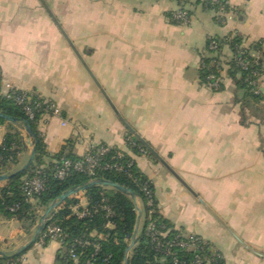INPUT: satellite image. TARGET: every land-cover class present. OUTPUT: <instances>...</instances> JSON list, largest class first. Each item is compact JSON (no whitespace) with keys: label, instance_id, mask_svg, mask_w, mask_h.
I'll use <instances>...</instances> for the list:
<instances>
[{"label":"crops","instance_id":"obj_1","mask_svg":"<svg viewBox=\"0 0 264 264\" xmlns=\"http://www.w3.org/2000/svg\"><path fill=\"white\" fill-rule=\"evenodd\" d=\"M228 2L235 15L219 25L196 0H0V89L60 109L37 124L46 164L63 149L127 153L174 230L203 238L225 264H264V74L257 102L228 72L218 90L201 77L208 40L232 33L264 69V0ZM182 6L186 26L170 20ZM19 131L24 147L5 174L31 161L33 145ZM8 133L0 125V147ZM136 136L150 154L130 150ZM30 204L39 217L32 228L0 212V252L26 250L19 264L61 263L60 245L36 238L48 209Z\"/></svg>","mask_w":264,"mask_h":264},{"label":"trees","instance_id":"obj_2","mask_svg":"<svg viewBox=\"0 0 264 264\" xmlns=\"http://www.w3.org/2000/svg\"><path fill=\"white\" fill-rule=\"evenodd\" d=\"M196 4H200L199 0H196ZM171 17L172 14L170 18ZM241 39V37H237L232 45H229L230 52L235 53V45L236 43H239ZM205 58L203 59L205 63H210V59ZM256 68L259 70L262 77L264 69L260 60L259 66ZM228 73L231 77L238 78V86L246 91L249 98L256 102L263 98V94L261 96H254L246 90V84L244 83L246 73L242 72L236 66L234 61L230 63ZM206 76V70H202L201 77L204 81ZM33 97L35 101L38 99V96L35 94H33ZM0 114L7 118L16 119L21 124L28 125L35 133V137H33L34 158L30 166L21 172L5 174L7 165L10 162L16 163L18 161V155L22 152L24 143L19 129L7 119L0 117V125H9V133L6 135L3 145L0 147V176L8 177L6 185L4 187H0V212L3 213L5 217L16 218L20 222L28 223V228H32L36 225L39 217H37L33 206L29 202H26L23 193V181L26 177H32L33 173L40 167L46 168L43 170V173L46 177L47 189L35 199L41 206L47 209H49L53 203L60 201L62 196L68 191L82 187L93 178L115 183L124 187L133 193L142 202L144 207L146 205V197L142 188L145 185H148L155 194L153 184L139 171L135 160L127 153H125L123 158H119L118 153L120 150L115 148H112L105 156L104 162H119L126 165L133 161L134 164L130 173L98 171L95 177H89L84 173L72 171L62 180L56 178L55 167H59L63 159H69L75 162L79 161L81 158L73 155L72 153H67L66 149H63L60 154L55 156L51 163L46 164L43 160L44 157H47L45 144L37 130V124L41 119V114H36L35 118L31 119L25 113L23 108L18 106L13 99H8L6 97H0ZM128 140L129 148L134 154H150L148 148L136 138H130ZM102 191H105L106 195L116 205L120 215L114 220V229H107L105 225L106 222L101 218L96 217L92 220H81L73 216L70 206L74 203V200L71 198L64 201L55 211L51 213V215H54V220L60 224L65 233L68 235V238L66 239L68 247L76 241L89 244L85 246H77V252L79 254L81 253L83 258H89L95 251L94 245H99L100 251L97 252L96 256L97 264H103V259L110 256V264H125L126 252L133 239L137 226L138 215L136 212V205L132 198L116 189H112V191L107 192L103 187H92L87 190L86 193L92 199H98L99 194ZM154 200L157 207L156 198H154ZM12 209H14V211H12ZM144 211L146 212L147 209L144 208ZM155 218L159 223L165 224L169 229L174 231V229L160 217L159 213L156 214ZM93 232L100 233L104 237L102 239L98 237L93 238L91 236ZM175 234L176 232L171 233L172 236ZM25 252L26 250H20L6 253L4 256H0V264H19V258ZM209 254L211 256L213 253ZM177 256L180 260L190 259L191 253H179ZM211 258L213 259L212 264H225L222 257L217 258L211 256ZM129 264H173V261L169 257L164 258V256L158 254L154 250L153 245L150 239L146 236L143 227L142 233H139L138 235L136 245L129 254Z\"/></svg>","mask_w":264,"mask_h":264},{"label":"built area","instance_id":"obj_3","mask_svg":"<svg viewBox=\"0 0 264 264\" xmlns=\"http://www.w3.org/2000/svg\"><path fill=\"white\" fill-rule=\"evenodd\" d=\"M199 5L213 13L214 20L219 25H225L229 19V15L235 13L228 0H199ZM229 9V11H228ZM171 22L176 25L186 26L191 22V12L186 7H181L176 10L172 17ZM237 37H241L237 33H232L222 38L212 37L208 40L205 59H210V63L206 64L203 60L201 71L206 70L207 76L205 83L213 89H220L223 85L224 75L230 69V63L235 62L236 66L246 73L244 83L246 84V90L252 93L254 96H261L263 94L261 88V75L256 68L259 66V57L253 53L252 47L247 45V42L242 38L239 43L235 45V53L230 52L229 55L225 53V49H229V45H232ZM19 92V93H18ZM0 97H6L13 99L15 103L22 107L25 113L34 119L36 114H41V119L45 115L61 116L60 109L53 103H49L38 96L35 101L32 93L18 91L8 86L7 92H3L0 89ZM40 119V120H41ZM129 146V144H128ZM112 147L104 145H93L85 153L79 161H72L69 159H63L59 167H55L56 178L62 180L68 176L72 171L77 173H84L89 177H95L98 171L115 172V173H130L134 162L131 161L124 165L119 162L109 163L104 162L105 156L111 151ZM124 152L118 153L119 158H123ZM44 167L37 169L32 177H26L23 181V193L26 202L36 200L35 198L41 193L45 192L46 177L43 173ZM92 180H96L93 178ZM104 188V187H103ZM105 189V188H104ZM146 197V205L137 198L135 202L136 212L139 215L141 212L140 231L143 230L146 236L150 239L154 250L164 256L172 259L173 264H212V257L220 258L217 253H213L211 250V244L203 238L197 235H187L181 231L169 229L165 224L159 223L155 218L158 213V209L155 205V194L148 185L142 188ZM71 199L74 203L70 206L73 216L78 219H94L101 218L106 222V228L114 227V220L120 215L116 205L106 195L105 191L99 194L98 199H92L85 192L76 194ZM140 201V205L138 204ZM144 208L147 211H144ZM14 211V209H12ZM172 232H176L174 236ZM68 235L63 228L54 220V215H50L46 221L43 231L39 235V240L43 245L57 242L63 254L61 264H97L96 256L100 251L99 245H94L95 251L87 259L83 258L82 254L77 252V246H85L81 241H76L74 244H66ZM179 253L190 254V259L180 260L178 258ZM209 253H213L211 256ZM110 257L103 259V264H110Z\"/></svg>","mask_w":264,"mask_h":264},{"label":"water","instance_id":"obj_4","mask_svg":"<svg viewBox=\"0 0 264 264\" xmlns=\"http://www.w3.org/2000/svg\"><path fill=\"white\" fill-rule=\"evenodd\" d=\"M0 117H3L5 119H7L10 123H12L13 125H15L18 129L24 128V131L23 132L27 136V140L29 141V143L31 145H33V137H35V133H34V131L28 125L21 124L16 119L7 118V117H5L2 114H0ZM135 138L138 141L142 142L141 139L138 136H136ZM31 155H32L31 156V161L29 162V164L27 165V167L25 168V170L30 166V164L33 161L34 151L32 152ZM7 178H8L7 176H0V182L7 180ZM92 187L113 188V189H116V190L121 191L122 193L128 195L130 198H132V200L134 202L137 201V197L133 193H131L129 190L125 189L124 187H121L120 185H117L115 183H111V182H108V181H104V180H98V179L91 180L90 182H88L87 184L83 185L80 188L72 189V190L68 191L66 194H64L62 196V198L60 199V201H57V202L53 203L49 207V209L47 210L46 214L41 218L40 223L37 226V229H36V238L43 231V229L45 227V224H46V221H47V219L49 218V216L51 215V213L53 211H55L64 201H66L70 197H72V196H74L76 194H79L81 192H85V191L89 190ZM140 220H141V212H139V215H138L137 226H136V230H135V233H134L132 242L129 245V247L127 249V252H126V261H125V264H129V254H130L131 250L133 249V247L136 245V242H137V238H138L139 233H142V230L140 231V227H139ZM5 254H6L5 252H0V256H4ZM59 264H61V263H59Z\"/></svg>","mask_w":264,"mask_h":264},{"label":"rangeland","instance_id":"obj_5","mask_svg":"<svg viewBox=\"0 0 264 264\" xmlns=\"http://www.w3.org/2000/svg\"><path fill=\"white\" fill-rule=\"evenodd\" d=\"M22 131H24V128H20ZM132 242V241H131ZM131 244V243H130ZM219 255V254H218Z\"/></svg>","mask_w":264,"mask_h":264}]
</instances>
